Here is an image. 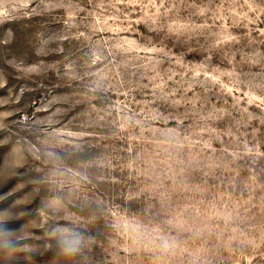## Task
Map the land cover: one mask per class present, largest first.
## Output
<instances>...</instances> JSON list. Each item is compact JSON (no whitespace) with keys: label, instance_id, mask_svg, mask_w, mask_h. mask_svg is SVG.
I'll return each mask as SVG.
<instances>
[{"label":"rangeland","instance_id":"1","mask_svg":"<svg viewBox=\"0 0 264 264\" xmlns=\"http://www.w3.org/2000/svg\"><path fill=\"white\" fill-rule=\"evenodd\" d=\"M0 264H264V0H0Z\"/></svg>","mask_w":264,"mask_h":264},{"label":"clouds","instance_id":"2","mask_svg":"<svg viewBox=\"0 0 264 264\" xmlns=\"http://www.w3.org/2000/svg\"><path fill=\"white\" fill-rule=\"evenodd\" d=\"M61 243H62L63 250L65 252L72 253L76 251L78 247L79 238L74 237L72 239H66V240H63Z\"/></svg>","mask_w":264,"mask_h":264}]
</instances>
